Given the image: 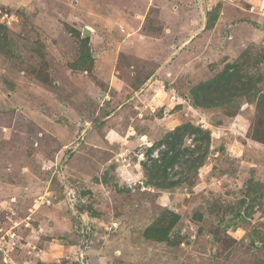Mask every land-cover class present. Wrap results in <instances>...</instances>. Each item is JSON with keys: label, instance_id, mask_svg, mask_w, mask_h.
<instances>
[{"label": "rangeland", "instance_id": "1", "mask_svg": "<svg viewBox=\"0 0 264 264\" xmlns=\"http://www.w3.org/2000/svg\"><path fill=\"white\" fill-rule=\"evenodd\" d=\"M0 264H264V0H0Z\"/></svg>", "mask_w": 264, "mask_h": 264}, {"label": "trees", "instance_id": "2", "mask_svg": "<svg viewBox=\"0 0 264 264\" xmlns=\"http://www.w3.org/2000/svg\"><path fill=\"white\" fill-rule=\"evenodd\" d=\"M178 135L176 133L170 134L169 138L170 140H166V142L164 141L163 143L166 145V152L165 154L169 153V152H174L172 154V156L170 157L171 163L174 162V157H176V152H180L179 149H177L176 147H173V143L175 142V140L177 139L175 136Z\"/></svg>", "mask_w": 264, "mask_h": 264}, {"label": "crops", "instance_id": "3", "mask_svg": "<svg viewBox=\"0 0 264 264\" xmlns=\"http://www.w3.org/2000/svg\"><path fill=\"white\" fill-rule=\"evenodd\" d=\"M38 259L39 262H44L42 259H40V257L36 256Z\"/></svg>", "mask_w": 264, "mask_h": 264}, {"label": "water", "instance_id": "4", "mask_svg": "<svg viewBox=\"0 0 264 264\" xmlns=\"http://www.w3.org/2000/svg\"><path fill=\"white\" fill-rule=\"evenodd\" d=\"M86 32V31H85Z\"/></svg>", "mask_w": 264, "mask_h": 264}]
</instances>
